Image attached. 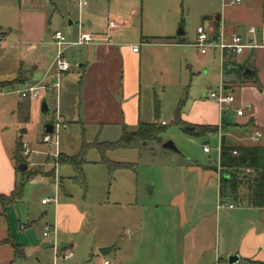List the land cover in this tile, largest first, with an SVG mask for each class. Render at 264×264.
<instances>
[{
    "label": "rangeland",
    "instance_id": "rangeland-1",
    "mask_svg": "<svg viewBox=\"0 0 264 264\" xmlns=\"http://www.w3.org/2000/svg\"><path fill=\"white\" fill-rule=\"evenodd\" d=\"M86 1H88V5L84 9H80L77 3L71 0H0V90H5L0 96V131H3L6 142L12 141L14 148L19 134L18 140L23 149L22 160L19 164L25 163L28 168L21 172L17 166V171L22 174L23 179L30 178L25 184L24 202L36 209L34 230L43 234V231L49 228L50 224L47 223L53 219V204L44 206L42 200L48 196L57 195L60 188L61 196H64L66 192L70 193V199L80 210L88 213V220L92 224L95 223V219L100 218V225L104 227L110 224L113 217L122 218L119 224L120 226L124 225L125 228L121 229L122 234L116 242L124 248L123 253L129 260V264H149V261L153 259L151 256L153 254L149 255L150 253H148L150 248L148 241L141 244L140 248L137 247L136 242L140 238L138 226L142 222L147 224L146 227L144 226L145 231L152 232L156 237L162 238L160 240H171V244L179 241L177 248L176 245L174 246V257L178 252L177 258H180L185 250L181 245L183 239L192 238L194 234L191 225L180 226V215H177L175 210L183 205L180 201L182 198L186 209L193 214L191 219H197L199 216L201 218L196 223L195 230L200 231V240H203L206 245V262L225 264L227 261L229 263L228 249L239 247L240 241L249 227H259L264 232V209L246 205L244 201L246 189L244 187L239 189L237 195L230 193L228 197L220 200L218 181L223 170L217 166L216 175L212 170L204 168L218 162L220 157L219 135L221 132L227 131L225 126L223 124L210 125L215 127L216 131L205 133L202 136L192 135L183 128L192 126L188 122L203 124L207 121L218 120L217 108L213 105L212 99L206 98L205 95L212 90H218L222 82L221 61L219 59L214 61L209 52L201 54L194 44V40L196 28L202 21V15L207 13L212 6H218L220 0ZM108 8L111 11H121L123 16L128 9H137L131 18H126V21L130 19L127 21L128 24L119 27L113 33L112 42L120 48L140 47L144 70L148 69V75L146 71L144 72L143 82L146 85V82L149 81L154 85L151 90L146 87L143 89L141 106L143 120L154 121V103L155 99L159 98V122L165 120L168 124L167 130L161 135L159 141H149L139 149L109 151L107 155L110 159L131 163V169L120 170L112 177H110L106 165L87 163L83 168L85 186L70 178L75 177L76 174L70 165L64 164L60 167L62 187L58 181H55L56 163H60L59 158L64 154L59 153L57 156L48 154V159L51 162L49 166H44V163L37 158V155L40 154L32 149L29 142L35 143L42 137L45 123L59 124L58 141L61 148L64 151H71L69 154H76L80 151L83 142L95 140L99 128L89 127L83 134L77 123L84 126V122L82 120L74 121L67 118L62 112H58L59 109H55L54 102L52 103L49 97H46L51 107L48 113H43L41 109H37V106H32L29 114L31 103L37 101L42 93L50 89L53 90L55 87L47 85V89L44 92L41 90L35 98H21L16 92L11 91L29 85L27 84L29 77L26 72H19L22 64L26 69L38 59L47 58L49 59L47 67L55 57L58 45L53 42L52 34L56 30L62 31L70 41L78 39L81 31L80 25L83 26V30L89 32H104L108 21ZM21 10L44 11L48 15L49 24L46 25L43 35L40 33L37 38L32 40L21 39L20 34L17 33ZM154 14H160L162 28L155 22ZM182 18H184V24L181 23ZM69 20L74 21V24L70 25ZM89 20L93 21V25L90 27L88 26ZM172 23L175 34L179 32L180 28L186 32L181 36L186 43L174 44L165 49L163 62L158 63L153 60L145 46H142L141 34L161 31ZM46 28L50 30L47 31ZM121 34L123 38H120ZM72 51L73 49L66 51V54L72 55ZM206 68H209L208 72H205ZM58 75L56 82L60 81L61 74ZM14 77L16 78L11 80ZM223 82L233 83L226 80ZM56 89L58 90V88ZM56 89L52 92H57ZM235 94L237 97L239 90L236 89ZM54 96L57 95L54 94ZM18 97L21 103L19 111L17 110ZM180 101H182L183 118L188 121H184L181 126L172 123L174 110ZM225 113L234 123L236 111L227 110ZM28 115L29 120L25 123V118ZM233 126L226 134V138L230 143H239L241 141L236 137V133L245 134V132L238 128L234 131ZM22 129H27L24 140L22 139L23 133H20ZM118 130V127L103 129L98 140H116L119 138ZM169 139L175 142L180 153L162 147L163 143ZM261 139L259 143L264 145V135ZM24 142H27L32 150L29 157L24 154ZM205 143L211 148L210 153L204 152ZM242 143H247V141H242ZM40 146L52 149L54 143L48 142ZM37 149L35 147V150ZM86 159L98 161L100 159L98 149L89 148ZM178 199L179 201H177ZM219 200L224 204L223 207H218ZM230 204L235 205L236 208L229 209ZM46 210H49L48 215L44 213ZM151 210L156 212L154 216L150 214ZM145 212L147 213L145 214ZM166 213L169 214L166 215ZM87 224L89 223L87 222ZM131 232L135 233L134 238H132ZM9 235L14 240L13 235ZM53 238L52 230L50 240ZM130 238H132L131 241ZM21 248L24 250L25 258H19L16 263L37 264V254L34 248L25 246ZM49 251L51 252L52 248ZM138 251H142V254L139 252L140 255H137ZM113 255L114 253L109 254V257H113ZM158 256H161L160 253L153 257L158 261ZM51 260L50 258L45 261Z\"/></svg>",
    "mask_w": 264,
    "mask_h": 264
},
{
    "label": "crops",
    "instance_id": "crops-1",
    "mask_svg": "<svg viewBox=\"0 0 264 264\" xmlns=\"http://www.w3.org/2000/svg\"><path fill=\"white\" fill-rule=\"evenodd\" d=\"M86 2V5L82 8H80L78 4L77 6L80 9H84L88 5V1ZM136 11L137 9L135 8L131 10L128 9L123 16L121 11H111L108 8V21L105 31L91 33L96 36H103L109 29L108 26L110 21H115L117 26L109 30L110 42L68 46L66 49L67 52L73 49L71 52L72 55H67L65 51V55L71 63V69L61 73L59 77V88L58 90L55 88L57 92H52L55 89L43 91L44 93L41 94L40 98L31 103L29 114L32 106H37V109H41L43 113H48L51 107L46 97H49L52 103L54 102L53 105L55 109H59L58 112H62L63 115L74 121L82 120L84 122V126L77 123V126L81 128L83 134L86 133L89 127H98L99 132L94 141H99V134L103 129L118 127L119 138L123 132V127H127L130 131H135L138 128L139 122L144 121L141 107L143 89L146 87L151 90L154 88V85L149 81L146 82V85L143 82L144 72L146 71L148 75V69L144 70L143 55L140 47L138 51H134L133 47L120 48L117 44H114L112 40L113 33L118 30L119 27L127 25V21L130 19L126 21V18H131ZM20 15L21 18L20 24L17 27V33L20 34L22 40H32L37 38L40 33L42 35L44 34L45 27L49 24L48 15L44 11L21 10ZM154 16L155 22L160 24L159 27L162 28L163 25L160 14H154ZM181 23L184 24V18H182ZM69 24H74V21L69 20ZM92 25L93 21L89 20L88 26L90 27ZM200 25H203L213 38L222 33L223 39L229 41L233 35L238 34L256 46L249 48L240 55L222 52L217 47L208 49L207 53L209 52V54L212 55L214 61H216V59L221 61L222 82L223 80L232 81L233 83L231 84L229 82V84L227 82L224 83L234 96L236 95V89L239 90V95L237 97L235 96L234 103L236 104H231L228 109H222L218 103L212 99L213 105L218 111V120L215 122L207 121L203 124L190 123L183 118L181 112L182 120L192 124V126H186L185 128L188 131H195L201 125H221L225 118L229 127L227 131L220 133V144L222 135H225L226 138V134L230 132L233 125L234 131L238 128L244 130L245 134L236 133V137L241 141L239 143H230L226 138L228 144H243L242 141H249L256 130H260L264 135V0H220L218 6H212L207 13L202 15V21L198 26ZM250 27H254L255 31L249 32ZM46 30L49 31L50 29L46 28ZM153 32L145 35L141 34V44L145 46L153 60H156L158 63L163 62L165 49L174 44L186 43V41L181 38L186 32L184 31L181 35L178 33L175 34L173 23L169 24L166 29ZM120 38H123L122 34ZM67 40L70 41L68 38ZM195 41L196 38L194 44ZM54 58L47 67L46 65L49 61L47 58L43 60L38 59L26 69L22 64L19 72H26L29 77L27 81L29 85L40 82L44 85L55 84L58 79V73L56 68H50ZM241 66H245L244 75L249 77H245L239 73V68ZM246 70L250 71L245 73ZM208 71L209 68H206L205 72ZM18 75L19 73L17 76ZM16 77L11 78V80ZM54 94L57 96H54ZM205 96L209 99V92H207ZM19 97L17 101L18 111L21 106ZM44 102L49 107L48 110H43L42 106ZM238 109H243L244 114L238 115ZM227 110L236 111L234 123H232L228 115L225 114ZM28 120L29 115L26 116L25 123L28 122ZM159 120L160 119H158V121ZM163 121L165 120H161V123ZM46 124L47 123H45V125ZM20 133H23V139L24 134L27 133V129L20 130ZM44 134L45 132L43 129L40 139L36 140L35 143L29 142L33 147L32 149L37 154H40L37 155V158L44 163V166H49L51 162L48 159V154L53 156H57L59 153L68 156L75 155L69 154L71 151H64L59 141L58 145L54 144L52 149L41 147L40 145L48 143L43 141ZM18 135L16 141L19 138ZM94 141L92 139L88 143ZM101 141L111 140H100V142ZM205 145L208 144L205 143L204 146ZM35 147L38 149L35 150ZM14 149L12 141L10 140L9 143L6 142V138L1 130L0 193L9 194L17 183L23 179L22 174L17 171L16 163L13 159ZM210 152L211 150L206 153ZM99 160H87V163H100ZM219 162L220 157L218 162L209 164L204 168L212 170L217 175V166L220 167ZM56 164L55 181H58L63 187L60 167L64 164ZM214 165L216 167H214ZM72 169L76 176L67 177L73 178L74 181L81 183L80 175L73 167ZM19 175H21V177H19ZM218 182H220V180ZM57 193L58 194L55 196H48L54 197L56 201L48 203L42 202L44 206L53 204V219L50 223L49 221L47 223L48 225L50 224L49 228L43 231L44 233L47 229H52L53 232H56L52 240H50L51 234L45 237L43 234L34 230V223L37 215L36 209H33L31 205L25 204V195L22 200L8 205L4 210L0 205V264H10L14 259L13 246L5 242L9 234L13 235L16 244L19 246L34 248L37 254V264H49V262H52V264H101L106 259L117 264H129V260L123 253L124 248L119 246L116 242L117 238L122 234L121 229L125 228L124 225L120 226L119 224L122 218L113 217L110 224L104 227L100 225V218L95 219V223L92 224L90 220H88V213L80 210L70 199V193L66 192V196H61L60 188ZM219 198L220 200L222 199L220 194ZM177 201H179V199ZM180 201H182L183 205L180 206L181 208L175 210L177 212L176 214L180 215V226L185 227L191 225V230H194V234L192 238L188 237L183 239L181 245L185 250H183L182 256L177 258L178 252L175 253L174 257V246L176 245L175 247L177 248L179 241L174 242L175 244H171V240H160L162 238L156 237L152 232L145 231L147 224H143L142 222L138 226L140 238L138 241L136 240V243L137 247L140 248L141 244L148 241V245L150 246L148 253H150L149 255L153 254L151 255L153 259L149 261V264H210L207 263L205 259L206 245L203 240H200V231L195 230V225L201 218L199 216L197 219H191V215L193 214L186 209L185 202L182 198ZM230 205L228 206L229 209L236 208L235 205L232 207H230ZM44 213L48 215L49 210H46ZM146 213L147 212H145V214ZM136 214L138 213L136 212ZM150 214L154 216L156 212H152L151 210ZM168 214L169 213H166V215ZM87 222L89 224H87ZM131 234L132 238H134L135 233L131 232ZM132 238H130V241ZM102 247H111V250L106 255H102L99 251ZM50 248H52L51 252L49 251ZM57 252L60 254H69L70 257L68 259L57 257ZM139 252L142 254V251H138L137 255H140ZM227 252L229 254L228 256L237 255L239 257L237 262L231 264L240 262L242 264H264L263 229L255 226L249 227L242 237L239 247L236 249H228ZM112 253H114L113 257H109V254ZM158 253H160L161 256H158L157 261L153 256L158 255ZM50 258L52 259L51 261H45ZM212 260L211 258V261ZM229 263L227 261L225 262V264Z\"/></svg>",
    "mask_w": 264,
    "mask_h": 264
},
{
    "label": "trees",
    "instance_id": "trees-1",
    "mask_svg": "<svg viewBox=\"0 0 264 264\" xmlns=\"http://www.w3.org/2000/svg\"><path fill=\"white\" fill-rule=\"evenodd\" d=\"M245 66L239 68V73L244 75ZM255 74V73H253ZM245 77H249L244 75ZM155 121H140L138 128L135 131H130L127 127H123V132L119 139L115 141H94L92 143L83 142L80 151L75 155H63L59 158L62 164L71 165L75 171L80 175L81 185L85 186L83 177V167L87 163L86 154L89 148L95 147L100 153L99 162L105 164L109 170V175L112 177L115 172L131 168V163L115 161L108 157L109 151L117 149H139L149 141H159L161 135L167 130L168 124H162L158 121L160 111V100L155 99ZM182 102L180 101L174 111L173 124L182 125L181 118ZM226 114V113H225ZM226 129L229 124L223 119L222 123ZM187 132L195 136H202L205 133H212L215 127L210 125H201L195 131ZM220 162L219 166L223 170L220 178L219 194L221 198H226L229 194L237 195L241 187L246 189L244 201L247 205L264 208V145L251 140L244 144H228L225 135L221 137L220 144ZM21 142L16 141V146L13 154L16 167L22 160ZM236 151V153H234ZM214 167H216L214 165ZM250 169V172H247ZM227 171V177L224 172ZM28 177L22 179L15 188L9 193H0V205L3 210L12 203H16L23 199L25 195V184ZM5 242L11 244L14 248V259L10 264H17L19 258H25L24 250L18 244H15L10 235L5 239Z\"/></svg>",
    "mask_w": 264,
    "mask_h": 264
},
{
    "label": "built area",
    "instance_id": "built-area-1",
    "mask_svg": "<svg viewBox=\"0 0 264 264\" xmlns=\"http://www.w3.org/2000/svg\"><path fill=\"white\" fill-rule=\"evenodd\" d=\"M79 5L80 8L86 5L85 0H71ZM239 1V0H238ZM117 24L115 21H110L109 23V29L107 33H105L103 36H96L93 35L91 32L87 30H83V26L80 25V33L78 36V39L76 41H68L64 33L60 30L55 31L52 34V40L58 45V52L53 60V62L50 65V68H56L57 73L61 74L62 72L69 71L71 69V63L67 59L65 55V51L70 45H86V44H101L105 42H110L109 37V30L116 27ZM255 28L250 27L249 32H254ZM195 45L198 47L201 54L207 53L209 48L217 47L222 52H228L232 54H243L246 50L249 48L255 47L256 45L252 42H249L245 40L241 35H233L229 41H225L223 39V34H218L217 37L213 38L210 36V34L207 32L205 27L203 25H200L197 27V37L195 41ZM134 51H138V46H133ZM59 76V75H58ZM55 88H59V82H56L53 85H49ZM47 85L40 83L34 84V85H26L22 89L12 90L11 92H16L20 95L21 98H27L32 97L35 98L38 96L40 91H45L47 89ZM5 92V90H0V96ZM209 97L213 100H215L218 105L222 109H228L231 104L235 101V96L232 92L228 90L224 82H221L220 86L218 87V90L210 91ZM238 115H243L244 110L238 109L237 110ZM167 122L163 121L162 124H166ZM59 124L55 125V132L51 134H44L43 141L44 142H52L55 145H58V133H59ZM263 136V133L260 130H256L254 134L250 137V140L253 142L260 141L261 137ZM24 145V154L25 156L29 157L30 152L32 151L31 148L28 146L27 142L23 143ZM221 147V146H220ZM219 147V149H220ZM205 152H209L211 148L208 145H205L203 147ZM236 153V151L234 152ZM247 172H250V169H247ZM56 201L54 197H47L42 200L43 203H48ZM224 204L220 203L218 204V207H223ZM233 205H230L232 207ZM52 229L45 231L43 235L45 237L49 236L51 234ZM56 234V232H54ZM57 257H61L63 259H68L70 257L69 254H60L59 252L56 253ZM101 264H117L115 262H112L111 260H104Z\"/></svg>",
    "mask_w": 264,
    "mask_h": 264
},
{
    "label": "water",
    "instance_id": "water-1",
    "mask_svg": "<svg viewBox=\"0 0 264 264\" xmlns=\"http://www.w3.org/2000/svg\"><path fill=\"white\" fill-rule=\"evenodd\" d=\"M183 33H184L183 29L180 28L178 34L181 35V34H183ZM249 71H250V70H246L245 73H248ZM42 108H43V110H48V109H49V107L47 106V104H46L45 102L43 103ZM44 132H45V134H51V133H54V132H55V125L52 124V123H47V124L45 125V127H44ZM162 147H163L164 149H166V150H170V151H174V152L180 153L179 148L176 146L175 142H174L173 140H171V139L165 141V142L163 143ZM18 167H19V169H20L22 172H24V171L27 170L28 165L25 164V163H20ZM224 176H225V177L228 176V175H227V171L224 172ZM62 248H63V246H62ZM110 250H111V247H102V248H100L99 251H100V253H101L102 255H106ZM238 260H239V257H238L237 255H231V256H229V262H230V263L237 262Z\"/></svg>",
    "mask_w": 264,
    "mask_h": 264
}]
</instances>
